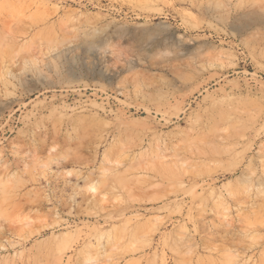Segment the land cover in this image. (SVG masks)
Wrapping results in <instances>:
<instances>
[{"label":"rangeland","instance_id":"374dc122","mask_svg":"<svg viewBox=\"0 0 264 264\" xmlns=\"http://www.w3.org/2000/svg\"><path fill=\"white\" fill-rule=\"evenodd\" d=\"M0 264H264V0H0Z\"/></svg>","mask_w":264,"mask_h":264}]
</instances>
